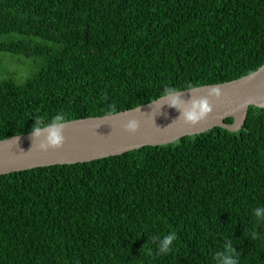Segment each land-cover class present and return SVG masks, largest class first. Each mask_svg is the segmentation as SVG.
Masks as SVG:
<instances>
[{
  "label": "trees",
  "instance_id": "obj_1",
  "mask_svg": "<svg viewBox=\"0 0 264 264\" xmlns=\"http://www.w3.org/2000/svg\"><path fill=\"white\" fill-rule=\"evenodd\" d=\"M263 65L264 0H0V141ZM230 262L264 264V109L237 132L0 177V264Z\"/></svg>",
  "mask_w": 264,
  "mask_h": 264
},
{
  "label": "water",
  "instance_id": "obj_2",
  "mask_svg": "<svg viewBox=\"0 0 264 264\" xmlns=\"http://www.w3.org/2000/svg\"><path fill=\"white\" fill-rule=\"evenodd\" d=\"M251 106L264 109V65L248 79L220 88H196L115 115L62 123L0 141V177L167 146L217 127L237 132ZM230 118H234L231 125L226 123Z\"/></svg>",
  "mask_w": 264,
  "mask_h": 264
},
{
  "label": "rangeland",
  "instance_id": "obj_3",
  "mask_svg": "<svg viewBox=\"0 0 264 264\" xmlns=\"http://www.w3.org/2000/svg\"><path fill=\"white\" fill-rule=\"evenodd\" d=\"M20 58V57H19ZM22 60V59H21ZM20 61V60H19ZM12 65H13V67H14V69L16 68L17 69V71L15 72V73H18V68H17V65H18V61H13L12 62ZM249 77H251V76H246L245 78H249ZM18 83H20V82H18ZM226 83H223V84H217V85H213V87H217V88H220V87H222V86H224ZM215 93H217V91L215 90L214 91Z\"/></svg>",
  "mask_w": 264,
  "mask_h": 264
},
{
  "label": "clouds",
  "instance_id": "obj_4",
  "mask_svg": "<svg viewBox=\"0 0 264 264\" xmlns=\"http://www.w3.org/2000/svg\"><path fill=\"white\" fill-rule=\"evenodd\" d=\"M259 214V213H258ZM169 240H171V237H169ZM230 264H231V262H230Z\"/></svg>",
  "mask_w": 264,
  "mask_h": 264
}]
</instances>
